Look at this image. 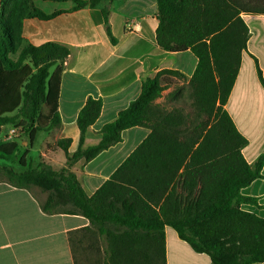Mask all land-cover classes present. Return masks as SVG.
<instances>
[{
	"label": "trees",
	"instance_id": "16d2710c",
	"mask_svg": "<svg viewBox=\"0 0 264 264\" xmlns=\"http://www.w3.org/2000/svg\"><path fill=\"white\" fill-rule=\"evenodd\" d=\"M70 1L78 10L105 0ZM155 2L157 46L165 52L190 50L197 58L188 84L192 113L167 112L153 105L170 83L168 76H181L161 70L145 79L139 96L102 127L97 145L67 156L59 170L43 162L19 173L0 167L7 178L0 181L39 188L46 193L40 204L43 212L80 214L102 233L110 234L111 226L124 229V236L128 231L157 230L163 239V227L168 225L195 252L208 255L211 264L264 263V219L240 209L241 204L257 205L240 190L262 177L264 154L253 167L246 162L241 151L247 140L224 109L248 37L240 14H264V0ZM58 12L45 14L32 0H0V135L6 125L22 128L28 145L37 132L60 125L59 86L69 50L51 42L19 49L20 24L24 18L48 19ZM102 14L114 42L108 11L103 9ZM258 75L264 86L259 70ZM100 110L101 101L91 98L80 109L76 118L80 144ZM134 126L148 127L150 133L88 197L68 167L79 157L92 159ZM69 145L70 139L55 142V148L65 152ZM16 148L14 141L2 143L0 153L9 156Z\"/></svg>",
	"mask_w": 264,
	"mask_h": 264
},
{
	"label": "crops",
	"instance_id": "0c3cea01",
	"mask_svg": "<svg viewBox=\"0 0 264 264\" xmlns=\"http://www.w3.org/2000/svg\"><path fill=\"white\" fill-rule=\"evenodd\" d=\"M32 2L45 14L59 12L48 19L24 18L19 49L51 42L69 50L59 86L60 125L46 131L48 139L37 160L44 158L59 170L65 167L67 156L97 145L102 127L139 96L145 79L161 70L177 71L181 76H168L170 83L153 105L167 112L179 109L192 113L188 84L198 61L190 50L165 52L157 46L155 0H105L78 10L70 0ZM103 9L108 11L114 42L106 33ZM240 18L248 37L224 109L247 140L241 152L253 167L264 154V86L258 75L259 70L264 81V14L241 13ZM89 98L99 99L101 110L80 144L76 118ZM149 133L145 126L128 128L122 131L119 142L90 160L79 157L68 170L90 197ZM60 139H70L66 152L55 148ZM33 142L27 145L29 153ZM260 174L261 178L240 190L241 196L255 198L257 205L241 204L240 209L264 219V163ZM40 204L31 189L0 181V264H211L208 255L195 252L168 225L163 227V239L157 230L128 231L124 236V229L111 226L107 234L80 214H47Z\"/></svg>",
	"mask_w": 264,
	"mask_h": 264
},
{
	"label": "rangeland",
	"instance_id": "374dc122",
	"mask_svg": "<svg viewBox=\"0 0 264 264\" xmlns=\"http://www.w3.org/2000/svg\"><path fill=\"white\" fill-rule=\"evenodd\" d=\"M3 127L4 128L2 129V136L0 138L1 139L0 144L14 141L17 144V148L9 156L0 153V167L1 168H5L15 173H19L27 169L28 167L29 168L36 167V165L39 162L48 164V162L44 158H40L39 160L36 159L38 156V151L40 150L41 146H43L44 141L48 139L46 131H41V132L36 133L37 134L36 140L33 142L32 149L30 150V153H29L28 152L29 150L26 151V148L28 145L27 133L22 128L20 129V128H17L16 126L6 125ZM5 140H10V141H5ZM22 142H25V145H23ZM21 157L23 158L22 159L23 165L20 163ZM73 163L74 162H72L71 165ZM0 180H5V181L7 180V178L5 177L3 173L0 174ZM29 189L37 193L38 198L41 200V202L44 201V199L46 198V193L40 190L39 188L35 186H31L29 187Z\"/></svg>",
	"mask_w": 264,
	"mask_h": 264
}]
</instances>
